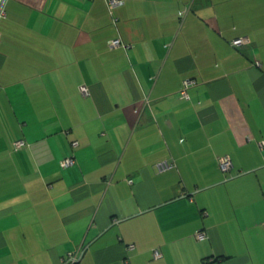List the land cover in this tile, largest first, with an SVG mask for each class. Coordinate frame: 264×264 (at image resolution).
<instances>
[{
	"label": "crops",
	"instance_id": "obj_1",
	"mask_svg": "<svg viewBox=\"0 0 264 264\" xmlns=\"http://www.w3.org/2000/svg\"><path fill=\"white\" fill-rule=\"evenodd\" d=\"M4 9L0 264H264V0Z\"/></svg>",
	"mask_w": 264,
	"mask_h": 264
},
{
	"label": "built area",
	"instance_id": "obj_2",
	"mask_svg": "<svg viewBox=\"0 0 264 264\" xmlns=\"http://www.w3.org/2000/svg\"><path fill=\"white\" fill-rule=\"evenodd\" d=\"M5 1L6 0H0V17L5 16V9H4ZM106 2H107L109 9H112L113 7H115L117 5L123 4L124 0H106ZM248 42H249L248 37L239 36V37L233 38L230 41V44L232 46H240L243 44H247ZM108 45H109V47H118L121 45L125 46V47L128 46L119 37L110 39L108 42ZM195 83H196V80L194 78H190V77L184 78L182 80V86H181L180 91H179L180 96L183 98H188V96H189L188 88ZM79 89H80L82 94L88 93V88L86 85H81ZM23 143L24 142L21 139L15 141L16 146L23 145ZM71 144H72V146H76L77 141L74 140L71 142ZM72 163H73V158L71 156L65 157L64 159H62L60 161V164L62 166H67V165H70ZM218 165L222 171L229 170L230 167L232 166V162H231L229 155H223V156L219 157L218 158ZM166 167H170V165L167 163H161L160 164V168H166ZM128 181L131 182V179H129ZM195 237L198 240H202L206 237V232L203 229H199L195 232ZM127 247L133 248L134 244L130 243L127 245ZM82 251H83V248H79L78 250L69 253L65 262H69V263L75 262L80 257ZM160 256H161V252L159 249H157V248L152 249V257L153 258H159Z\"/></svg>",
	"mask_w": 264,
	"mask_h": 264
},
{
	"label": "trees",
	"instance_id": "obj_3",
	"mask_svg": "<svg viewBox=\"0 0 264 264\" xmlns=\"http://www.w3.org/2000/svg\"><path fill=\"white\" fill-rule=\"evenodd\" d=\"M19 139H21V140H23V145H20V146H16L15 145V141H17V140H19ZM19 139H16L15 141H13V143H12V148L13 149H21V148H23V147H25V146H27L28 145V143L26 142V140L25 139H23V138H19ZM74 141V140H73ZM72 142V141H71ZM70 142V143H71ZM77 146V145H76ZM76 146H72V144H71V147L72 148H75ZM72 158H73V156L72 155H70ZM66 157H68V156H66ZM64 159V158H63ZM73 162H74V159H73ZM73 164V163H72ZM72 164H70V165H72ZM67 166H69V165H67ZM130 244V243H129ZM66 261V260H65Z\"/></svg>",
	"mask_w": 264,
	"mask_h": 264
}]
</instances>
